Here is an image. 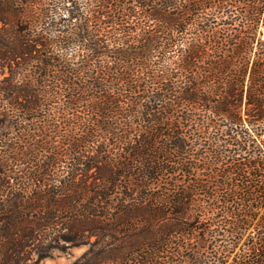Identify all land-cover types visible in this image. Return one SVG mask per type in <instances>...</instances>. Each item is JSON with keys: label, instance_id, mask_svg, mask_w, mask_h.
Listing matches in <instances>:
<instances>
[{"label": "trees", "instance_id": "16d2710c", "mask_svg": "<svg viewBox=\"0 0 264 264\" xmlns=\"http://www.w3.org/2000/svg\"><path fill=\"white\" fill-rule=\"evenodd\" d=\"M1 25L0 264H264V0H0Z\"/></svg>", "mask_w": 264, "mask_h": 264}, {"label": "rangeland", "instance_id": "374dc122", "mask_svg": "<svg viewBox=\"0 0 264 264\" xmlns=\"http://www.w3.org/2000/svg\"><path fill=\"white\" fill-rule=\"evenodd\" d=\"M2 27V25L0 26ZM0 73H2V68H0ZM87 250L86 246H81L72 249L65 250H54L49 257L39 261L37 264H71L75 259H77L81 254ZM36 259V256H33Z\"/></svg>", "mask_w": 264, "mask_h": 264}]
</instances>
